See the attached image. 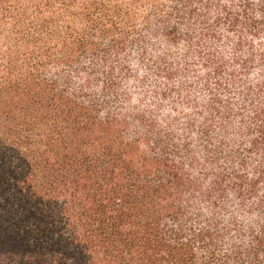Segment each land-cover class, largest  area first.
Segmentation results:
<instances>
[{
  "label": "trees",
  "instance_id": "1",
  "mask_svg": "<svg viewBox=\"0 0 264 264\" xmlns=\"http://www.w3.org/2000/svg\"><path fill=\"white\" fill-rule=\"evenodd\" d=\"M0 264H264V0H0Z\"/></svg>",
  "mask_w": 264,
  "mask_h": 264
}]
</instances>
